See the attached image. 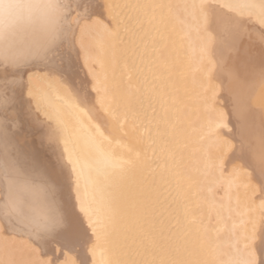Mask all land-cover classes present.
<instances>
[{
  "label": "bare ground",
  "instance_id": "6f19581e",
  "mask_svg": "<svg viewBox=\"0 0 264 264\" xmlns=\"http://www.w3.org/2000/svg\"><path fill=\"white\" fill-rule=\"evenodd\" d=\"M263 47L264 0H0V264H264Z\"/></svg>",
  "mask_w": 264,
  "mask_h": 264
},
{
  "label": "rangeland",
  "instance_id": "374dc122",
  "mask_svg": "<svg viewBox=\"0 0 264 264\" xmlns=\"http://www.w3.org/2000/svg\"><path fill=\"white\" fill-rule=\"evenodd\" d=\"M68 28H69V24H68V21H67V19L65 20V23L64 24H59V26H58V29H59V31H58V35L60 36V37H55L56 38V40H57V43H56V45L54 46V49H53V51H51V54L53 55V54H56V53H59V51H61V50H63V48H64V46H65V43H64V41L65 40H67V38H68V36H69V31H68ZM249 32V31H248ZM250 34H252V33H250L249 32V35ZM58 35H56V36H58ZM248 35V36H249ZM252 37L254 36V33L251 35ZM246 38V37H245ZM245 38L243 37V39L245 40ZM259 39V41L261 40L260 38H258ZM257 40V39H256ZM255 40V41H256ZM246 41H248V39L246 40ZM255 41H252L253 43L255 42ZM258 40L255 42V44H258V42H259ZM262 41V40H261ZM260 41V42H261ZM262 43V42H261ZM259 45H260V43H259ZM263 46V45H262ZM264 48V47H263ZM230 52H233L232 51V49H230L229 50ZM70 52V53H69ZM68 53H69V55H71V53H72V50H70L69 49V51H68ZM68 55V56H69ZM234 67L236 68V70H235V75H236V77L238 78V77H240V76H242L243 74H245V72H246V69H245V64H244V62H240V63H237L236 65H234ZM57 221L58 222H65L66 221V216H60L58 219H57ZM74 222H76L78 225H79V227L80 228H83V227H81L80 226V224L78 223L79 222V220H77V218L75 219V221ZM77 224H75L73 227H74V229H70L71 231L69 232L70 233V236L72 237V238H70V237H68L69 239L67 240V238L65 239V238H60L62 241L64 240V242H66V240H67V242L68 243H70L71 244V246L72 245H74V244H77V243H79V241H80V239H82V237L85 235V234H83V231L82 230H84V229H81L80 231V233H82V234H80V233H78L77 231H78V225ZM75 226L76 227H78V228H75ZM75 229H76V231H75ZM78 233V235H77V233ZM73 233V234H72ZM85 233V232H84ZM45 235H47V234H49V232H45L44 233ZM66 234V233H65ZM76 234V235H75ZM67 235V234H66ZM74 238V239H73ZM75 238H77V239H75ZM78 238H80V239H78ZM59 239V240H60ZM72 239H73V241H72ZM60 240V241H61ZM71 242H70V241ZM63 242V243H64ZM77 248V247H76ZM75 255V254H74Z\"/></svg>",
  "mask_w": 264,
  "mask_h": 264
}]
</instances>
